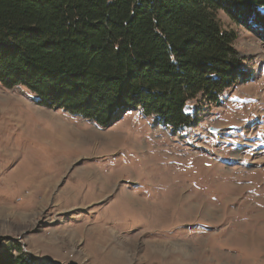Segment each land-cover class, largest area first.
Here are the masks:
<instances>
[{
  "label": "rangeland",
  "instance_id": "1",
  "mask_svg": "<svg viewBox=\"0 0 264 264\" xmlns=\"http://www.w3.org/2000/svg\"><path fill=\"white\" fill-rule=\"evenodd\" d=\"M217 16L254 76L189 103L182 130L137 111L99 127L0 83L1 256L264 264V32Z\"/></svg>",
  "mask_w": 264,
  "mask_h": 264
},
{
  "label": "trees",
  "instance_id": "2",
  "mask_svg": "<svg viewBox=\"0 0 264 264\" xmlns=\"http://www.w3.org/2000/svg\"><path fill=\"white\" fill-rule=\"evenodd\" d=\"M219 9L264 32V0H0V83L99 127L124 111L191 127L189 103L254 76ZM12 255L0 264H36Z\"/></svg>",
  "mask_w": 264,
  "mask_h": 264
},
{
  "label": "bare ground",
  "instance_id": "3",
  "mask_svg": "<svg viewBox=\"0 0 264 264\" xmlns=\"http://www.w3.org/2000/svg\"><path fill=\"white\" fill-rule=\"evenodd\" d=\"M76 136H79L80 134L82 135V136H79V137H81V138H84V140H90L91 138L93 139V138H95L96 137V135L97 134H82V133H80V132H75L74 133ZM75 137V136H74Z\"/></svg>",
  "mask_w": 264,
  "mask_h": 264
},
{
  "label": "water",
  "instance_id": "4",
  "mask_svg": "<svg viewBox=\"0 0 264 264\" xmlns=\"http://www.w3.org/2000/svg\"><path fill=\"white\" fill-rule=\"evenodd\" d=\"M127 111H124L123 113H122V116L126 113Z\"/></svg>",
  "mask_w": 264,
  "mask_h": 264
}]
</instances>
